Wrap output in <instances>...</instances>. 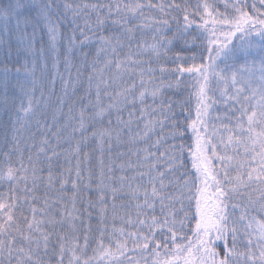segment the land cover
Segmentation results:
<instances>
[{
  "label": "snow or ice",
  "instance_id": "obj_1",
  "mask_svg": "<svg viewBox=\"0 0 264 264\" xmlns=\"http://www.w3.org/2000/svg\"><path fill=\"white\" fill-rule=\"evenodd\" d=\"M0 54V264H264V0H0Z\"/></svg>",
  "mask_w": 264,
  "mask_h": 264
},
{
  "label": "trees",
  "instance_id": "obj_2",
  "mask_svg": "<svg viewBox=\"0 0 264 264\" xmlns=\"http://www.w3.org/2000/svg\"><path fill=\"white\" fill-rule=\"evenodd\" d=\"M191 3L195 4L197 0H190ZM220 8L223 9V4H220ZM39 35H43V33H39ZM46 39V37H45ZM0 58H2V54H0ZM57 90L59 91V83H57ZM125 118H127V113H125ZM7 120V117L3 115V113H0V147H3V136L5 131L9 132V138L11 136L10 130L6 129L3 126V123ZM6 150V149H5ZM27 155V149H25V156Z\"/></svg>",
  "mask_w": 264,
  "mask_h": 264
}]
</instances>
